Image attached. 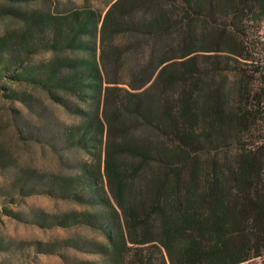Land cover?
<instances>
[{
  "label": "trees",
  "instance_id": "obj_1",
  "mask_svg": "<svg viewBox=\"0 0 264 264\" xmlns=\"http://www.w3.org/2000/svg\"><path fill=\"white\" fill-rule=\"evenodd\" d=\"M0 0L3 97L38 115L26 143L79 153L17 165L0 142V214L48 240L0 238V264H240L264 255V0ZM50 56L30 62L39 52ZM76 121L48 114L45 101ZM31 195L79 209L11 206ZM71 250L96 256L80 259Z\"/></svg>",
  "mask_w": 264,
  "mask_h": 264
},
{
  "label": "rangeland",
  "instance_id": "obj_2",
  "mask_svg": "<svg viewBox=\"0 0 264 264\" xmlns=\"http://www.w3.org/2000/svg\"><path fill=\"white\" fill-rule=\"evenodd\" d=\"M110 0H50V5L60 7L82 6L90 5L93 7L101 8L106 2ZM7 25V22L0 20V32ZM260 32L264 39V25L261 27ZM50 56V53L39 52L30 57V62H36L46 59ZM4 87L16 89V90H31L37 97L43 96L36 89H31L29 86L23 84L2 83L0 81V142L3 146L11 151L16 158L17 165H34L37 168L57 170L64 165L63 161L76 157L79 153L66 152L62 155L56 154L46 146H42L36 143H26L20 139L16 133V126L24 128L27 123L30 126L38 122V115L27 110L18 101H10L3 97V93L6 92ZM45 101L46 107H48V114L52 118L59 119L63 122L76 121L71 115L65 112L59 106L48 103ZM16 125V126H14ZM11 168H8L0 174V189H4L7 182L11 178ZM39 208L49 213L61 212L70 209H79L80 205L68 200L53 199L44 195H31L20 200L16 205L11 208L16 210H27L29 208ZM74 232H80L82 234H88L90 236H97L96 233L82 228H48L42 229L35 225L25 224L18 222L12 218L0 214V238L4 241L12 240V247H15V243L30 240H48L54 237H64ZM65 253L75 256L80 259H92L96 256L83 254L80 252H74L71 250H64ZM12 253L5 252L0 253V259L9 257ZM20 264H63L62 259L58 255H32L26 261ZM240 264H264V255L257 257L247 262Z\"/></svg>",
  "mask_w": 264,
  "mask_h": 264
}]
</instances>
